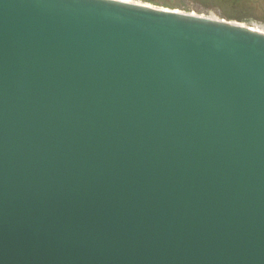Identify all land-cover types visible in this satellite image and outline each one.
I'll return each instance as SVG.
<instances>
[{
	"label": "water",
	"instance_id": "obj_1",
	"mask_svg": "<svg viewBox=\"0 0 264 264\" xmlns=\"http://www.w3.org/2000/svg\"><path fill=\"white\" fill-rule=\"evenodd\" d=\"M0 264H264V26L0 0Z\"/></svg>",
	"mask_w": 264,
	"mask_h": 264
},
{
	"label": "rangeland",
	"instance_id": "obj_2",
	"mask_svg": "<svg viewBox=\"0 0 264 264\" xmlns=\"http://www.w3.org/2000/svg\"><path fill=\"white\" fill-rule=\"evenodd\" d=\"M160 8L216 16L249 26H264V0H131Z\"/></svg>",
	"mask_w": 264,
	"mask_h": 264
}]
</instances>
